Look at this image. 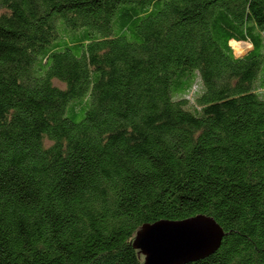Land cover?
I'll list each match as a JSON object with an SVG mask.
<instances>
[{
  "label": "trees",
  "instance_id": "1",
  "mask_svg": "<svg viewBox=\"0 0 264 264\" xmlns=\"http://www.w3.org/2000/svg\"><path fill=\"white\" fill-rule=\"evenodd\" d=\"M263 60L264 0H0V264H144L198 215L181 264H264Z\"/></svg>",
  "mask_w": 264,
  "mask_h": 264
},
{
  "label": "water",
  "instance_id": "2",
  "mask_svg": "<svg viewBox=\"0 0 264 264\" xmlns=\"http://www.w3.org/2000/svg\"><path fill=\"white\" fill-rule=\"evenodd\" d=\"M224 235L217 221L204 215L179 221L160 220L142 227L135 247L145 255L144 264H181L214 253Z\"/></svg>",
  "mask_w": 264,
  "mask_h": 264
},
{
  "label": "rangeland",
  "instance_id": "3",
  "mask_svg": "<svg viewBox=\"0 0 264 264\" xmlns=\"http://www.w3.org/2000/svg\"><path fill=\"white\" fill-rule=\"evenodd\" d=\"M84 31V29H82L81 30V32H83ZM240 43H244L246 46L243 48L244 50H243V52H241V53H237V52H235V50H234V52H235V54L236 55H238V56H241V55H245L247 52H249L251 49H252V45L250 44V43H248V42H240ZM238 44V43H237ZM257 81H259V84L261 85V84H263L264 85V60H263V63L261 64V66H260V69H259V72H258V75H257V79H256ZM255 80V81H256ZM57 83H59L58 81H56ZM259 85H256L255 86V88L257 89V91L259 92V93H261V94H263L264 95V88L262 89V88H260V87H258ZM200 87L196 84L194 87H193V90H192V92L188 95L190 98H194V91H196V90H198ZM67 114L68 115H71V112H70V110H68L67 111ZM74 117H76V116H74ZM79 117V115H77V117L76 118H78ZM143 258H144V255H143ZM145 259V258H144Z\"/></svg>",
  "mask_w": 264,
  "mask_h": 264
},
{
  "label": "bare ground",
  "instance_id": "4",
  "mask_svg": "<svg viewBox=\"0 0 264 264\" xmlns=\"http://www.w3.org/2000/svg\"><path fill=\"white\" fill-rule=\"evenodd\" d=\"M246 45L244 44V43H238V44H236L235 46H234V50H235V52H237V53H241V52H243V50L245 49L244 47H245ZM244 48V49H243Z\"/></svg>",
  "mask_w": 264,
  "mask_h": 264
}]
</instances>
